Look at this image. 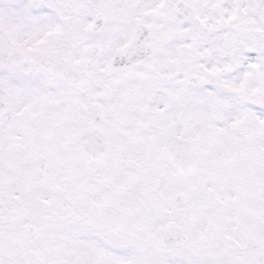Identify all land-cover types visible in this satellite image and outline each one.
<instances>
[{
	"label": "snow or ice",
	"instance_id": "1",
	"mask_svg": "<svg viewBox=\"0 0 264 264\" xmlns=\"http://www.w3.org/2000/svg\"><path fill=\"white\" fill-rule=\"evenodd\" d=\"M0 264H264V0H0Z\"/></svg>",
	"mask_w": 264,
	"mask_h": 264
}]
</instances>
